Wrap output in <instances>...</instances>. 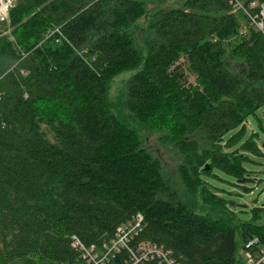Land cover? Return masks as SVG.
Listing matches in <instances>:
<instances>
[{
  "label": "trees",
  "instance_id": "obj_1",
  "mask_svg": "<svg viewBox=\"0 0 264 264\" xmlns=\"http://www.w3.org/2000/svg\"><path fill=\"white\" fill-rule=\"evenodd\" d=\"M240 1L254 4L250 15L264 5ZM145 2L8 8L17 44L0 37V54L15 61L0 75V264H82L73 236L102 250L137 214L144 227L131 244L156 245L174 264H245L252 239V251H264L261 208L240 220L248 207L232 206L210 180H252L244 162L261 148L241 142L247 117L264 107V20L255 29L228 0L150 13ZM127 71L123 98L112 102L110 81ZM152 127L182 156V189L143 146Z\"/></svg>",
  "mask_w": 264,
  "mask_h": 264
},
{
  "label": "rangeland",
  "instance_id": "obj_2",
  "mask_svg": "<svg viewBox=\"0 0 264 264\" xmlns=\"http://www.w3.org/2000/svg\"><path fill=\"white\" fill-rule=\"evenodd\" d=\"M14 1V2H13ZM185 0H146L145 9L147 13H150V9L160 8L163 11H168L172 9H183V3ZM15 3V0H0V37L5 36L10 40H13L11 36L12 27H8L9 23L6 20L8 8ZM236 15L239 17V11H235ZM262 17V16H261ZM263 18V17H262ZM4 21V23L2 22ZM239 23L243 27L244 22L239 17ZM2 24V25H1ZM139 28H142V24L134 26L132 29L134 32L138 33ZM140 36V32L138 33ZM15 44V42L13 40ZM15 61L6 57L5 55L0 54V75L6 73L8 70L13 67ZM186 71V65H184ZM133 71L122 72L121 74L115 76L111 81L108 88L109 99L114 102L118 99L123 98V93L125 92V86L130 78ZM189 77V81L196 83L197 75L191 71H186ZM46 103L39 105L38 107L42 108ZM47 111V109H46ZM63 113L60 109L54 110L55 114ZM264 107H260L254 110L253 114L247 117L246 119V130L244 138L241 143L245 144L248 139H252L260 148L261 152L258 155L252 154L250 156L251 161L244 162V166L249 171L248 176L252 178L251 181H247L244 184L243 179H239V183L232 178H227L225 176L219 175L224 181L212 178L211 181L214 182V185L221 190L214 189L216 194L219 196L222 195L229 202H233L238 205L247 206L248 212L241 213L237 211V216L242 221H248L252 216V208H261L259 210H254L260 215L257 219L256 224L264 227ZM165 130L162 128L152 127V130H144L142 132L143 146L158 159L161 170L165 175H168L172 178L173 182L176 183V187L182 189L177 169L179 164L182 162V156L180 153L172 147L170 143H166L161 138L164 136ZM238 183V185H237ZM242 184L246 185L249 190L244 191ZM202 200L197 199V207L199 208L202 205ZM208 208V207H206ZM198 211V210H197ZM264 232V231H263ZM236 257L242 258L241 244L237 239V251Z\"/></svg>",
  "mask_w": 264,
  "mask_h": 264
},
{
  "label": "built area",
  "instance_id": "obj_3",
  "mask_svg": "<svg viewBox=\"0 0 264 264\" xmlns=\"http://www.w3.org/2000/svg\"><path fill=\"white\" fill-rule=\"evenodd\" d=\"M229 5L235 10H241L247 14L251 26L257 30L263 29L264 5L255 15H250L248 8L254 6L253 3L244 5L240 0H228ZM263 18H262V17ZM144 227L143 218L140 214L118 226L115 238L103 244L102 250L93 246L85 247L76 238L72 237L74 246L80 253L82 264H110L118 254L125 252L127 259L120 264H142L143 262L154 261L156 264H174V261L161 248L153 244L137 243L132 245V240L142 231ZM256 239H252L245 244L248 251L245 252V264H264V251L253 252L252 247Z\"/></svg>",
  "mask_w": 264,
  "mask_h": 264
},
{
  "label": "water",
  "instance_id": "obj_4",
  "mask_svg": "<svg viewBox=\"0 0 264 264\" xmlns=\"http://www.w3.org/2000/svg\"><path fill=\"white\" fill-rule=\"evenodd\" d=\"M232 206H242V205H238V204H235V203H233V202H229Z\"/></svg>",
  "mask_w": 264,
  "mask_h": 264
}]
</instances>
